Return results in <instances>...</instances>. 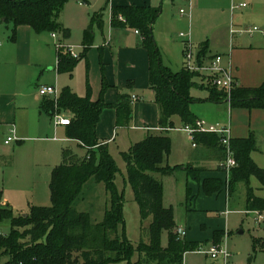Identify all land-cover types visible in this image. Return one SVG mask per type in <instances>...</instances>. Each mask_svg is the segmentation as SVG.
<instances>
[{
    "label": "rangeland",
    "instance_id": "rangeland-1",
    "mask_svg": "<svg viewBox=\"0 0 264 264\" xmlns=\"http://www.w3.org/2000/svg\"><path fill=\"white\" fill-rule=\"evenodd\" d=\"M242 2L247 6L231 9ZM126 4H147L160 11L153 26V35L163 63L175 71L182 70L185 62L186 42L179 36L181 32L191 33L194 52L199 50L201 42H207L212 47H229L232 24L241 32L236 38L238 45L243 41L249 45L251 40H258L257 45L263 44L264 0H193L191 19L180 14L181 8H188L187 2L183 0H68L60 18L62 25L68 29V35L62 31L55 33L58 41L74 45L75 52L80 56L72 72L58 70L59 52L54 45L53 32L32 29V40L17 32L16 41L13 42L10 40V27L0 22V69L11 65L24 70L17 89L23 91L24 95L17 96L16 107L12 109L14 112L5 118L4 127H0V159L3 157L0 161V191L3 201L16 214H28L32 206H50L52 169L63 162L62 147L76 150L80 155L87 152L76 140L67 138L62 128L58 133L54 115L41 110L46 98L38 96L39 84L56 86L59 96L63 88L69 87L81 97L91 100L102 98L109 105L117 103L120 95H139L140 100L132 99L133 119L129 126L116 127L113 106L103 109L97 126V134L101 139L113 137L109 143L100 142L108 146L120 168L116 183L125 195L124 232L137 249L142 241L149 242L152 217L142 221L123 152H128L149 134L159 133L155 128L159 126L160 110L149 88L148 57L141 33H136V29L128 25L120 31L111 27L113 7ZM254 11L259 14L255 15ZM255 27L259 30L256 33L252 31ZM87 35L90 38L86 39ZM61 52L67 53L65 49ZM205 91L195 86L191 92L204 96ZM223 99L218 97L217 100H211L223 102ZM0 100H3L1 95ZM54 108V113L71 117L66 111H58L55 102ZM12 124L18 140L7 145L5 140L12 135ZM183 126L177 118L175 128L167 133L172 139L168 162L172 166H179L178 169L165 175H155L163 183V205L173 208L174 231L183 227L187 234L180 239L199 242L196 250L185 254L184 264H224L222 257L212 259L206 253L197 251L215 246L213 238L216 230L225 232L221 245L231 254L230 264H264V250L258 248L254 251L253 247V240L264 239V214L259 222V214L247 210L246 183L240 182L232 196L228 193V184H225L221 194L206 195L199 182L184 167L190 164L202 167V148L213 154L212 162L219 152L204 145L194 146L191 135L181 129ZM255 129L258 150L252 152V158L264 168V127ZM55 135L64 139L53 141ZM220 157L215 162L224 172L226 181V158ZM215 174L218 172L204 169L202 177ZM250 185L256 195L264 198V186L256 176L251 177ZM108 200L105 184L90 181L85 187L84 197L76 202V208L78 211L90 212L93 220L99 222L104 218ZM10 231V220H0V233L7 235ZM161 242L163 246H168L169 230L162 232ZM138 257V250H135L131 260L107 264H135ZM6 259L3 258L4 261Z\"/></svg>",
    "mask_w": 264,
    "mask_h": 264
},
{
    "label": "trees",
    "instance_id": "trees-1",
    "mask_svg": "<svg viewBox=\"0 0 264 264\" xmlns=\"http://www.w3.org/2000/svg\"><path fill=\"white\" fill-rule=\"evenodd\" d=\"M68 0H0V22L10 27V40L15 41L20 26H30L37 32L62 31L68 34L59 21ZM159 10L150 5H117L112 9L113 27L128 25L138 30L149 58V86L155 93V102L160 108L159 124L163 128L173 126V117L178 116L184 125H195L197 115L192 110L196 102L192 96L197 86V73L183 68L174 71L162 61V55L153 35V26ZM124 17L123 22L120 17ZM99 17V15H98ZM90 38L88 35L86 39ZM201 51L199 59L202 60ZM78 59L67 53L58 54V70L72 72ZM210 95L206 100L223 97L234 108L264 109V83L258 87L235 86L230 93L208 83ZM228 94H231L229 97ZM220 99V98H219ZM54 98H46L42 110L54 115ZM58 111L71 114L66 126L68 138L76 140L85 155L64 148L63 162L54 167L51 180V205L32 206L28 214H16L13 209L2 205L0 191V220H10L11 231L0 233V264H107L112 261L131 260L135 250L139 257L135 264H184L185 254L199 247V242L182 240L174 231L175 220L172 207L163 205V183L155 174L174 172L179 166L168 162L172 150V139L163 132L149 134L135 143L128 152H123L130 184L140 207L143 220L152 217L149 225V242H141L136 249L125 236V195L116 183L120 171L108 146L100 142L97 126L106 106L116 110V127L129 126L133 119L132 96L120 95L117 103L109 105L102 98L96 101L81 97L69 87L63 88L57 102ZM216 133L197 132L194 143L216 149L220 158H226V147ZM231 148L236 166L231 169L228 187L233 195L237 185L247 186L246 208L264 213V198L255 194L250 185L256 176L264 186V168L252 158L257 150V137L251 131L247 137L231 139ZM188 174L199 181L208 196L219 195L225 188V180L207 177L201 180L202 168L189 165ZM103 182L109 196L108 206L102 221L93 220L90 212L78 211L76 202L84 197L88 182ZM170 232L168 246H163L161 235ZM224 230L214 232L215 244L222 242ZM254 251L264 250V239H255ZM3 258H7L5 261Z\"/></svg>",
    "mask_w": 264,
    "mask_h": 264
},
{
    "label": "crops",
    "instance_id": "crops-1",
    "mask_svg": "<svg viewBox=\"0 0 264 264\" xmlns=\"http://www.w3.org/2000/svg\"><path fill=\"white\" fill-rule=\"evenodd\" d=\"M128 5H145V4H128ZM260 6H262V4H260ZM231 9H232V7H231ZM254 12H255V15L259 14L256 11H254ZM62 13H63V11L61 12V14ZM61 14L59 17V21H61V19H60ZM262 16H264V14H262ZM2 24H4V23H2ZM235 26H234V24L230 25V33H231L230 42H231V44L229 47H227V46L212 47L207 42H201L202 45L200 46L199 50L196 53L200 55L201 51L205 50L206 51L205 54H202L203 59H209V58H212L216 55H222L223 56V62H222L223 66L226 68H230L232 70L234 77H235V80L238 83V86L258 87L264 83V42H263V44L257 45L258 40H253L255 42L250 43V42H253L251 40L249 42V45H246V43H244V41H243V43H240L238 45V39L236 40V38L241 33H240L238 28H235ZM111 27L115 31H120L123 29V27H113L112 24H111ZM232 29L235 30L234 33H232V31H231ZM255 31L258 32L259 30H255ZM17 32L20 35L23 34L25 36H28L32 40V28L30 26L29 27L28 26H20L18 28ZM136 33H138V32H136ZM52 38L54 39V42H55L54 45L55 46H56L57 42L66 43L65 41H62V40L58 41V38H54L53 36H52ZM235 40L237 43L235 42ZM15 41H13V42H15ZM66 44H68V43H66ZM105 44H106V42H105ZM25 55H26V52H25ZM147 57H148V54H147ZM148 65H149V58H148ZM167 66H169V65H167ZM183 68H185V65L183 66ZM50 69L52 70V68H50ZM179 70H181V69H179ZM179 70H175V71H179ZM23 72H24V70H20L19 66L12 67L11 65H8L7 67L3 66L0 69V95L3 98L2 101L0 100V127L1 126L4 127L5 118H7L9 115L12 114V112H14L13 110L16 107L17 96L21 97L24 95L23 91H17V89H19V85H20V77L23 74ZM196 78H198V79H196ZM201 80H202V82L207 83L204 75H197L195 77L197 87H200L201 89H206V86L202 82H200ZM42 85H48V84H39L38 85L37 90H38V96L40 98L44 97L39 92V89ZM149 88H150V86H149ZM205 92H206V94L204 96H199V95H196L195 93L193 94V92H191L193 97L203 100V102H196L192 105V110L195 112L198 119H204L210 123H220V124L230 123L232 138H235L237 136L238 137H244V136H246L247 133H250L252 130L255 131L256 130L255 128L264 127V109H262V108L247 109V108L230 107V104L226 101L225 102H213L212 100H206L209 97L210 92L207 89ZM153 93H154V91H153ZM133 95L137 96L138 100L141 99V97L139 95H135V94H133ZM133 95H131V96H133ZM44 98H52V97H44ZM98 99H95L93 101H96ZM154 101H155V93H154ZM31 103L32 102H28V104H31ZM157 106H158V104H157ZM158 108H159V106H158ZM41 110H42V106H41ZM159 110H160V108H159ZM70 116H71V114H70ZM67 117L71 118L69 116H67ZM177 118H179V117L178 116L173 117V119H172L173 120V126L169 127L168 130L158 131V132L159 133L163 132L164 134L170 133V131L175 128ZM179 120H180V118H179ZM13 124H12V126H13ZM11 127H10V129H11ZM158 127H161L160 124ZM60 128H62V130L66 133V126L59 125L57 127L58 133H60ZM62 139H64V138L60 137L59 135H55L52 138L53 141H60ZM99 139L102 140V142L109 143L113 140V137L109 140L101 139L100 137H99ZM194 146H197V145H194ZM200 146H202V145H200ZM64 148H66V147H62V151ZM257 150H258V148H257ZM202 151H203L202 157L204 158V161H203L202 167H200V166L199 167L202 168L203 170L206 169V171H209V172H215V173L218 172V174L202 177V173H203V170H202L201 180H203L204 178H207V177H217V178H222L224 180V177H225L224 172L221 169H219V164H217L215 162V161H217V158H219V155L216 159H214L215 161L212 162L213 154L210 155V152L209 153L206 152L203 148H202ZM2 159H3V157L0 159V161ZM53 169H54V167H53ZM53 169H52V171H53ZM200 184L201 183L199 182V186H200ZM2 205L8 207V205H6V203L4 201L2 202ZM254 212H256V211H254ZM263 214L264 213L259 212V217L257 218L259 222H260V218H261L260 215H263ZM224 240H225V238H224ZM222 242H223V240H222Z\"/></svg>",
    "mask_w": 264,
    "mask_h": 264
},
{
    "label": "built area",
    "instance_id": "built-area-1",
    "mask_svg": "<svg viewBox=\"0 0 264 264\" xmlns=\"http://www.w3.org/2000/svg\"><path fill=\"white\" fill-rule=\"evenodd\" d=\"M187 2L188 8H181L180 14L181 16H186L189 19L192 17V9H193V0H183ZM246 3H241L239 5L233 6L232 9L234 10L236 7H246ZM120 19L123 22H126V19L124 17H120ZM258 30L257 27H255L252 31ZM232 33L235 32L234 29L231 30ZM136 32H139L136 30ZM241 33V32H240ZM52 36L54 38H57V35L55 32H53ZM182 39L186 42V49H185V69L189 70L191 72L197 73L198 75H204L205 80L207 83L218 87L219 89H223L230 93L232 88L235 86H238V83L235 80L234 74L230 68H226L223 66V56L222 55H216L209 59H199V54L193 51V43L191 40V33L185 34L183 32L179 35ZM56 48L59 53L63 49L66 50L67 54H69L71 57L79 59L80 56L75 52V46L71 44H66L63 42H57ZM58 53V54H59ZM39 92L44 97H52L55 99V102H57L59 97V89L54 85H42L39 89ZM133 100H137V96H132ZM71 119L64 117L63 115L59 114L58 112L54 114V123L56 126L59 125H68L70 124ZM157 131H164L169 128H163V127H156ZM188 132L191 135V138L194 143V137L197 132H210V133H216L221 137V143L226 147L227 157L225 160L224 168L225 173L227 175L225 184H228L229 187V176L231 174V169L236 166V160L233 156V151L231 148V126L230 123L228 124H220V123H210L207 122L204 119H198L195 123V125L187 124L184 125L183 128H181ZM10 133L12 135L8 136L5 140V144H11L13 141L18 140L17 139V133L15 130V127L12 126L10 129ZM228 212V211H227ZM258 214L259 212L256 211ZM262 217V215H260ZM177 234L179 237L186 236L187 230L183 227H178ZM222 243V242H221ZM219 244H215V246H212L208 250H202L198 249V252L206 253L208 256H210L212 259H217L219 257H222L224 260V264H230V258L231 254L229 250L226 247H223Z\"/></svg>",
    "mask_w": 264,
    "mask_h": 264
}]
</instances>
